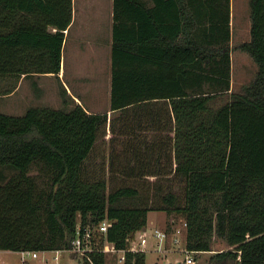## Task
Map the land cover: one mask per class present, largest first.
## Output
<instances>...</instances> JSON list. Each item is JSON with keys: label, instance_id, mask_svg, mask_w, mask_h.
I'll return each mask as SVG.
<instances>
[{"label": "trees", "instance_id": "1", "mask_svg": "<svg viewBox=\"0 0 264 264\" xmlns=\"http://www.w3.org/2000/svg\"><path fill=\"white\" fill-rule=\"evenodd\" d=\"M8 1L0 0V93L23 72L60 69L71 18V0H61L70 10L54 51L26 57ZM121 1L135 2L115 0L116 19ZM173 1L174 34L158 51L119 36L115 22L113 114L69 105L65 88L63 106L0 110V249L69 248L78 224L107 219L78 253L82 264H107L106 242L124 249V264H146L129 239L158 209L185 218L189 250L224 238L231 247L212 255L215 264H264V0H250L251 36L241 47L258 70L241 91L231 89V0ZM34 165L47 178L42 187Z\"/></svg>", "mask_w": 264, "mask_h": 264}, {"label": "crops", "instance_id": "2", "mask_svg": "<svg viewBox=\"0 0 264 264\" xmlns=\"http://www.w3.org/2000/svg\"><path fill=\"white\" fill-rule=\"evenodd\" d=\"M62 1H8L9 27H15L18 39L21 36L23 42L27 44L23 56L31 58L48 56L54 51L57 39L53 35L70 10L68 2ZM185 2L186 0L184 4ZM175 7L173 0H135L133 3L121 1L116 19L115 0H71V18L63 29L60 69L55 72L53 70L23 72L17 85L7 94L9 96L16 94L28 78H32L35 84L42 88L44 82L39 83L38 79H45L51 81V84L54 83L58 98L61 96L63 98L62 91L66 89L65 95L69 105L79 102L89 111L112 112V49L115 22L119 21V36L137 41L136 45L142 49L148 47L158 51L160 42L166 44L161 38L167 41L168 37L174 34ZM188 11L190 12L189 5ZM183 12L185 18L186 7ZM234 25L231 0L229 40L231 86L232 55L235 47L234 37H236ZM241 31L242 28L238 27V37ZM148 40L151 41L150 45ZM41 43L44 44L40 45ZM19 55L17 53V56ZM102 95L110 99L105 108L99 104ZM150 212L151 210L148 212V218Z\"/></svg>", "mask_w": 264, "mask_h": 264}, {"label": "rangeland", "instance_id": "3", "mask_svg": "<svg viewBox=\"0 0 264 264\" xmlns=\"http://www.w3.org/2000/svg\"><path fill=\"white\" fill-rule=\"evenodd\" d=\"M232 9L234 12V31L236 37H234L235 47L232 55V86L234 91L243 90L244 86L249 84L255 77L258 70V63L253 56L245 49L241 47V43L248 40L251 36V6L250 0H232ZM241 27L242 31L240 36H237V28ZM239 44V45H238ZM39 83L44 82V87L36 85L32 78H28L22 85L21 89L14 95H8L7 93H0V110L9 113L22 114L28 106L33 104H46L55 107H60L63 104V98L56 96V88L54 83L51 84L49 80H40ZM58 95V94H57ZM225 100V96L216 101V103ZM110 99L101 96L99 104L102 108L108 106ZM74 104V103H72ZM70 103V105H72ZM114 112H110V114ZM103 145V144H102ZM105 152L110 153V147L107 144L105 146ZM99 154H101L99 152ZM98 154L97 158L100 157ZM107 160H108V155ZM99 159V158H98ZM100 161V160H97ZM1 168V167H0ZM1 170V169H0ZM4 172L9 173L8 169H4ZM31 173L38 175L39 186L46 184L47 178L44 177V173L41 174L37 165L31 168ZM1 180V178H0ZM182 185L174 186L176 189L181 188ZM170 188L166 186L164 190ZM162 191V192H163ZM147 228V242L144 250L146 251V264H186V256L188 252L185 250V237L186 227L185 218L177 213H169L165 210H151L148 218ZM159 227L168 231V237H164L158 243V238L152 234L153 230ZM182 228V233H178L179 241L174 240L176 236L175 231L177 228ZM213 248L211 250L192 252L195 256L194 264H215L212 259V255L222 249H227L231 245L221 236L214 234ZM110 246L111 243L106 242L105 245ZM107 252V264H122L118 258L121 255L120 251H106ZM49 256L50 259L43 263L38 259H30L29 264H53L52 256L53 251L47 253H41ZM81 254L75 252L64 251L60 255L61 264H82ZM0 264H21L20 253L17 250L0 249Z\"/></svg>", "mask_w": 264, "mask_h": 264}, {"label": "built area", "instance_id": "4", "mask_svg": "<svg viewBox=\"0 0 264 264\" xmlns=\"http://www.w3.org/2000/svg\"><path fill=\"white\" fill-rule=\"evenodd\" d=\"M108 223L109 222L107 219H103L96 225L95 228L100 231H106L108 227ZM184 224L186 227L187 225L186 220ZM95 228H91L90 226H87L86 228L82 229V226L78 224L76 234L74 238L72 239V244L69 248L42 249V250L23 248V249L17 250L20 253L21 264H29L30 259H38V260H41V262L46 263L50 259V257L45 256V255H43L42 257L40 256H41V253H47L50 251L54 252V255L52 256L53 264H61L60 255L62 252L69 251V252L81 253L82 251L86 249H91L93 247L92 238L94 236L93 229ZM175 233H176V236H174V240L179 241L178 233H182V228L178 227ZM152 234L159 239L158 240L159 243L162 238L168 237V231L166 229H161L159 227H156L153 230ZM147 240H148L147 239V228L140 229L136 231V233L133 236L130 237L129 248L132 250L144 249ZM104 249L106 251H120L121 255L119 257V260L122 261V264H124V259H125V255L123 253L124 249H117L113 243H111L110 246L108 244L104 245ZM185 250L188 252L186 256V264H194L195 256L191 253L195 251L189 250L186 247V245H185Z\"/></svg>", "mask_w": 264, "mask_h": 264}]
</instances>
